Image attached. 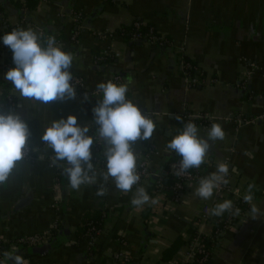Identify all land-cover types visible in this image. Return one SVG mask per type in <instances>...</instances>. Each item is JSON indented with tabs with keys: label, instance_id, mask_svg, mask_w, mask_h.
<instances>
[{
	"label": "crops",
	"instance_id": "obj_1",
	"mask_svg": "<svg viewBox=\"0 0 264 264\" xmlns=\"http://www.w3.org/2000/svg\"><path fill=\"white\" fill-rule=\"evenodd\" d=\"M0 1L5 27L32 28L61 41L73 55L71 71L86 91H96L98 83L115 75L121 77L119 84H128L127 98L142 113L152 115L156 124L153 136L146 140L158 152L151 157V170H163L177 156L167 144L183 130L179 125L180 121L186 124L183 117L204 116L205 122L196 120L199 135L206 138L216 123L225 137L214 142L207 161L196 168L200 179L227 162L231 187L244 196L248 185H254L251 203L246 202L235 223L218 235L211 224H194L195 214L213 204L215 197V192L209 200L195 195L200 179L186 186L177 204L169 202L167 194L155 195L149 179L138 187H144L157 203L142 207L131 204L135 189L121 192L111 179L104 183L98 177L95 184L72 189L62 170L57 175L50 167L54 153L45 148L41 136L51 120L68 115H75L81 126L89 125L91 135L97 127L92 109L102 94L48 105L19 99L4 79L6 65L15 67L12 52L0 43V100L3 96L13 100L12 105L0 101V112H16L28 123L29 146L37 149L32 159L18 162L9 180L0 185V241L7 246L1 264H12L9 254L22 256L26 264H177L196 227L212 239L208 264H264V120L238 129L229 120L256 117L264 111L260 98L264 93V0H43L30 12L15 6L24 0ZM133 22L154 28L171 41V47L132 41L120 30ZM101 52H107L109 61L95 64L93 57ZM181 57L196 68L202 84L187 85ZM251 67L242 90L240 83ZM97 142L91 151L99 174L106 172V159L103 140ZM145 143L137 140L133 145L138 162ZM101 184L106 194L98 196ZM252 204L262 213L257 219L249 215ZM98 216L102 228L91 244L77 231L83 220ZM54 224H58L57 236L37 247L42 252L8 246L19 237L51 232ZM51 243L58 244L50 247Z\"/></svg>",
	"mask_w": 264,
	"mask_h": 264
},
{
	"label": "clouds",
	"instance_id": "obj_2",
	"mask_svg": "<svg viewBox=\"0 0 264 264\" xmlns=\"http://www.w3.org/2000/svg\"><path fill=\"white\" fill-rule=\"evenodd\" d=\"M2 41L12 52L15 65L4 74V79L10 82L19 99L44 105L75 99L76 90L71 71L74 57L63 50L55 37L49 36L45 40L32 28H16L5 34ZM96 93L102 94V99L92 109L94 125L97 126L95 135H89V125L81 126L75 115H68L66 119L51 120L45 126L41 141L46 149L54 153L51 157L52 165L68 177L72 189L79 190L82 185L95 184L98 177H102L104 183L111 179L117 190L129 193L141 179L138 154L133 145L137 140L150 139L156 124L152 115L142 113L138 105L127 98V83L102 81L97 84ZM176 118L180 119L179 116ZM30 136L28 123L18 113L0 112V185L9 180L17 163L24 159ZM224 137L225 132L219 124H212L204 138L199 135L195 123H186L183 130L167 144L170 151L181 157L174 174L181 175L192 168L198 169L207 161L209 149L214 142ZM97 140L104 142L106 159V172L99 174L92 163L91 151V146ZM228 174V166L219 164L214 173L200 179L195 195L203 200L211 199L214 190L229 183L226 178ZM253 188V184L248 185L247 194L243 197L245 202L251 203L253 200ZM105 194L101 184L97 195ZM149 203L155 204L157 200L150 198L144 187H136L131 204L142 207ZM239 211L238 208L234 210L231 200H225L216 204L210 215L219 217L225 212L239 215ZM249 215L257 219L262 213L252 204ZM9 259L12 264H26L20 255L9 254Z\"/></svg>",
	"mask_w": 264,
	"mask_h": 264
},
{
	"label": "built area",
	"instance_id": "obj_3",
	"mask_svg": "<svg viewBox=\"0 0 264 264\" xmlns=\"http://www.w3.org/2000/svg\"><path fill=\"white\" fill-rule=\"evenodd\" d=\"M132 26L135 31L130 36V39L132 41H145L160 47H171V41L168 40L167 37H165L161 33L157 32L154 28L148 27L147 32L143 34L140 31L144 27V25L141 22H133ZM12 30H13L12 28L5 27V17L3 13L0 12V43L4 50H8V47L3 44L2 37L8 32H11ZM39 33L42 35V37L45 40L47 39V37L51 36V35H46L43 32H39ZM77 33L78 30L76 29V31L73 33V36L71 37L72 40H75ZM98 35L100 36L101 34L99 33ZM55 39L58 42V44L61 45L63 48L61 41L57 38ZM178 51H179L178 53L181 54L183 52V48H180ZM106 61H109V55L107 54V52H101L93 57V62L95 64L104 63ZM13 67L14 66L11 63H8L5 67V70L8 71ZM180 67L181 70L183 71L184 79L188 86L195 87L203 83L202 79L197 74L196 68L190 62H188L182 57L180 58ZM252 71H253V67H251L245 73L244 79L240 83V87L242 90H245L248 78L250 77ZM73 77H74L73 83L75 84L77 98L90 97L92 95L94 96L98 94L96 93V91H92V92L86 91L82 80L77 76L73 75ZM110 80L118 84L121 83V77L118 75L111 77ZM260 98L264 99V93L260 96ZM7 103L8 105H12L13 103V100L10 96L7 97ZM183 119L186 120V123L188 122L194 123L196 120L198 121L200 120V122H205L204 116H195V117L186 116L183 117ZM229 120L236 125L237 129L246 125H254L264 120V111L256 117L243 118L241 116H236L235 118H230ZM144 141L146 142L144 146V151L138 162V172L141 176V179L138 185L133 186V190L136 189V187H138L139 185L143 184L145 181L152 179L155 183L154 184L155 186L153 188V193L155 195L158 194L166 195V191H170L171 196L169 197L168 201L173 204L179 203L182 199L186 186L200 179L199 171L196 168H192L184 174L175 175L174 171L175 168L178 167L181 157L175 159L166 168H164L159 172H155L151 170L150 167L151 157L157 155L158 152L151 143H148V141L146 140ZM95 151L97 153L96 154L97 156L99 152L98 145L97 146L95 145ZM96 156L94 157V162L97 163L98 159ZM32 157H33V149L29 146L27 151L25 152V157L23 160L32 159ZM221 164L227 165V162H223ZM50 167L55 169L58 175V171L60 169L56 166H53L52 162H50ZM226 178L228 179V176ZM167 179L171 180V184L169 185L166 184ZM214 192H215V197L212 202L213 204L204 205L201 208V210L195 214L194 224L195 226L203 225V224H211L214 228L215 234L218 235L227 227L235 223L236 219L242 212L241 207L242 206L244 207L246 202L243 199L244 196H242L237 189L231 187L229 183L227 185H222L219 189L214 190ZM226 198H228L233 202L234 210L236 208L240 210L239 215H232L230 213H228L226 217H222V216L217 217L210 215L212 208H214L216 204L222 203ZM196 228L194 230L195 231L194 234L189 238L185 246V253L182 261H180L177 264H208L211 257V251L204 242V238L206 237L201 233L200 230ZM57 229H58V224H54L52 227V231H56ZM50 233L51 232H47L45 234L19 237L13 240L12 242H10L8 246L13 248L40 247L49 242ZM99 233L100 230L91 227L90 231H88L85 235L87 236V238L90 239V243L92 244L93 240L97 235H99ZM1 257H2V253L0 252V264H1ZM116 257L119 258L120 256H116Z\"/></svg>",
	"mask_w": 264,
	"mask_h": 264
},
{
	"label": "trees",
	"instance_id": "obj_4",
	"mask_svg": "<svg viewBox=\"0 0 264 264\" xmlns=\"http://www.w3.org/2000/svg\"><path fill=\"white\" fill-rule=\"evenodd\" d=\"M42 2V0H24L23 3H19V2H16L15 3V6L18 8V9H21V10H24V11H33L36 9V7L38 6V4ZM0 12L3 13V5H2V2L0 1ZM4 15V14H3ZM150 27V26H144L140 31L145 34L147 32V28ZM120 32L122 33H126L128 34V36L130 37L135 31H134V28L133 26H129V27H123L121 28ZM8 50H10L8 48ZM1 103L4 102L7 103V98L5 96H3V99L1 98ZM195 124H200L199 122H194ZM179 125L183 126L185 125V121H180ZM95 129L92 131L91 135H95ZM95 143V142H94ZM95 144H98V142H96ZM180 156H175L174 158H171L168 162V164H170L171 162H173L175 159L179 158ZM154 181H153V184L151 186V189L153 190L154 188ZM166 184H171V180L170 179H167L166 180ZM166 194L168 195V197L171 196L170 194V191H166ZM243 209V206L241 207V210ZM228 215V212H225L222 217H226ZM220 217V216H219ZM91 227H94L95 229L97 230H100L102 228V221H101V218L98 216V217H94V218H91V219H85L83 220L81 226L79 227L78 231H77V235L78 236H82V235H85L88 231H90ZM195 231H192V235L194 234ZM57 236V233L56 231H51L50 233V238H53V237H56ZM204 242L206 244V246L210 249V247L212 246V239H207V238H204ZM178 245V244H177ZM7 246L3 243H0V252L2 253L4 251V249H6ZM173 249H174V246H173ZM175 249H176V245H175Z\"/></svg>",
	"mask_w": 264,
	"mask_h": 264
},
{
	"label": "water",
	"instance_id": "obj_5",
	"mask_svg": "<svg viewBox=\"0 0 264 264\" xmlns=\"http://www.w3.org/2000/svg\"><path fill=\"white\" fill-rule=\"evenodd\" d=\"M100 141H102V140H100ZM56 244H58V243H51L50 244V247H52V246H55ZM42 248H37V247H35V248H30V251H33V252H39V251H41L42 252Z\"/></svg>",
	"mask_w": 264,
	"mask_h": 264
}]
</instances>
